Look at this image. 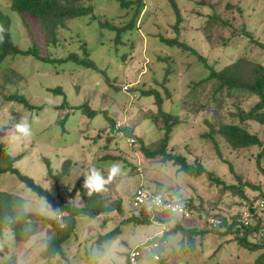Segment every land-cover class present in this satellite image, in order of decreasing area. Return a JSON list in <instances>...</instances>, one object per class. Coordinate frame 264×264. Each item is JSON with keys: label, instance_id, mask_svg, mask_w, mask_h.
Returning a JSON list of instances; mask_svg holds the SVG:
<instances>
[{"label": "rangeland", "instance_id": "1", "mask_svg": "<svg viewBox=\"0 0 264 264\" xmlns=\"http://www.w3.org/2000/svg\"><path fill=\"white\" fill-rule=\"evenodd\" d=\"M174 1L182 16L178 34L173 31L166 32V29L174 24L169 0H145L143 24L127 34L121 44L113 41V34L100 31L97 22L88 15L67 21L59 34L58 45L47 47L43 44L38 19L27 13L12 12L10 0H0V9L10 20L13 43L20 50L36 47L44 57L62 59L74 52L82 42L86 45L94 66L103 72L96 73L90 69L78 68L73 63H45L32 56L6 58L2 64L6 70L15 74V78L10 83H5L8 72H4L0 67V85L6 94V97H0V140L7 145L12 156L23 154V159L17 162L15 167L43 188L51 187V183L44 178V158L50 162L55 175L61 171L64 161L72 162L70 174L61 185L64 187V184L69 183L68 188L51 191V198L57 202L78 207L84 204L98 207L102 202L111 204L120 200L121 207L128 216L134 210L129 203L130 197L138 187L144 185L146 190L160 191L165 197L166 190L171 189L181 198L193 200L200 211L209 213L207 218L202 213L200 219L195 214L181 220L183 227L201 230L202 234H190L191 241L188 236L181 234L169 236L160 253V261H154L152 255L141 247L136 264H254V260L263 252L261 246H264L263 197L247 190L246 196L251 199L250 205H247L229 191L222 193V184L209 180L205 175L188 176L178 172L172 163L163 164L158 159L144 157L138 140L141 139L145 147L158 150L163 133L159 132L153 117L159 111L172 114L179 122L169 135V149L186 157L189 162H198L226 185L234 184V176L238 175L242 182L260 185L264 191V123L255 120L240 123L230 116V113L239 109L250 110L255 106L257 99L244 90L219 91L211 82L198 84L207 77L209 71H221L239 57H248L264 66V50L247 39L235 37L227 47L218 44L212 48L199 30L206 21L205 17L212 12L230 21L234 8L239 7L244 12L247 29L253 33L255 40L264 44V0ZM200 2L208 5L198 6L197 3ZM77 6L90 8L94 15L108 19H120L123 15L125 21L131 18L114 0H82ZM177 35L180 41L196 50L207 62L204 64L182 49L162 44L160 40V37L172 39ZM218 36L226 39L228 34ZM166 56L164 62L158 58ZM124 59L129 60L126 65L123 64ZM72 69L75 72L70 74L69 70ZM166 69L170 70L171 74L166 85L161 87L156 82L162 81ZM60 70L64 72L60 73ZM11 83L15 84L10 86ZM111 84L115 87L112 88ZM134 85L155 88L162 100L156 102L152 95H140ZM57 87L63 89L65 99L64 96L46 90ZM123 87L130 89L124 91ZM13 94L24 96L33 106H51L39 112L27 111L22 105L6 100ZM223 95L230 98L226 97L225 102H222ZM64 100V108L52 109L61 106ZM83 103L96 114L89 117L86 112L76 110ZM196 108L199 110L195 111ZM7 113L16 121L21 118L28 120L33 132L30 139H12L16 133L14 127L6 123ZM105 115L111 120L124 122L120 127L131 129L135 140L132 145L124 138L112 141L108 155L118 157L117 161H102L101 157L105 153L97 151L92 141L100 127L108 128L106 126L109 123ZM209 125L213 130L222 125H240L245 131L262 140L263 145L233 151ZM207 133H211V137L206 135ZM97 143L98 147L104 145L103 139ZM113 163L122 165L120 174L106 184L102 191L89 194L84 182L86 177L91 175V170L95 169L102 178L107 179L108 168ZM0 189L8 190L20 198L24 212H38L48 216L58 214L47 208L44 199L38 198L13 180V177L0 176ZM89 197H95L94 202H87ZM252 206L256 218L263 222V227L259 233L245 237L248 241L253 239L260 245L257 249L248 250L231 241L229 236L206 232L209 229L206 221L212 219L211 216L215 214L228 217L240 215L246 218L244 219L249 225H255L256 218L252 215L250 217L248 213L249 207ZM212 220L219 223L217 219ZM103 221L104 216L76 218L74 230L63 244L64 255L58 254L52 259L48 258L47 252V242L51 238L50 228L38 223L33 229L32 237L24 246V249L30 252H24V249L17 252L16 262L127 264L131 248L154 236H161L163 231L162 226L155 223H121V216L118 219ZM114 230L116 233L112 238L110 233ZM108 234V238H100ZM99 238L102 241L98 243ZM7 241H10V252L0 253V264L6 260L10 264L11 253L16 251L14 239L9 232ZM181 241L183 243H180ZM189 245L192 246L191 250H187Z\"/></svg>", "mask_w": 264, "mask_h": 264}, {"label": "trees", "instance_id": "2", "mask_svg": "<svg viewBox=\"0 0 264 264\" xmlns=\"http://www.w3.org/2000/svg\"><path fill=\"white\" fill-rule=\"evenodd\" d=\"M81 1L82 0H10V10L16 13H27L37 18L39 21L40 32L43 38V44L47 47L57 46L60 41L59 34L65 26V23L81 16L90 15L91 19L97 22L100 31H107L109 35L113 34V41L118 42L119 44L124 42V38L127 34H130L134 29L139 27L140 24H143L144 22L145 0H114L119 4L122 10H125L127 14L131 16L130 20L128 21L124 20V15L120 19H108L104 18V16H96L93 14L90 8L78 7L77 4ZM169 2L174 14V24L169 26V28L166 29V32L173 31L178 34L181 30V12L174 0H169ZM197 5L207 6L208 4L200 2L197 3ZM205 18L206 21L199 27V30L203 33L205 41L210 44L212 48H214L215 45L218 44H221L222 47H227L233 38L240 37L247 39L250 43L264 50V44L255 40L253 33L247 29V26L244 22V12L239 7L234 8L230 21H228L226 18H222L221 15L214 12H212ZM0 29H2V31H0V36H2L3 38L2 40H0V67L4 72H8V74L6 75L7 77L4 81L5 83L6 81L10 83L12 79L15 78L13 77L15 74L13 72H10L9 70H6V67H4L3 65L4 61L8 57L16 56H20L22 58L32 56L38 61L51 64L73 63L78 66V68L90 69L91 71L96 73H103L100 69L94 66L89 58V51L86 45L82 42L77 45V48L74 52H71L68 55L62 57V59H56L40 55L39 50H37L36 47L27 50H20L13 43L10 31V20L8 16L3 14L1 9ZM215 34H217V36H215ZM218 34H228V36L225 39L222 36H218ZM160 40L162 41V44L182 49V51H184L185 53H189L190 55L202 61L204 64L207 62L205 59H202L198 55L196 50L192 49L188 44L180 41L179 35L175 36L172 39H164L163 37H160ZM158 58L159 60L164 62L167 56ZM128 61L127 59H124L123 64L126 65ZM62 72L64 71L60 70V73ZM74 72V69L69 70L70 74H73ZM170 74L171 71L166 69V73L162 81L156 83L158 85H161V87H164ZM206 82H211L213 85L217 86V90L219 91L222 89H226L230 92L234 90H244L247 91L250 95H253L257 99L253 108L248 111L242 109L236 110L235 112L230 113V116L235 117L237 120H239L240 123H244L248 120H255L259 123H264L263 65L254 60H251L248 57H239L221 71H209L207 77L203 80H200L198 84ZM14 84L15 83H11L10 86ZM135 85L134 87L136 88V91L140 92V95H152L154 96L156 102L162 100L155 88H151V86L147 87L146 85L142 87L140 85ZM110 86L112 88L115 87L114 84H111ZM46 90L53 94L64 96L65 99V94L62 88H47ZM3 92L4 88L2 85H0V97H6V94H4ZM226 97L228 99L230 98L227 95H223L222 102H225L224 100ZM6 100L16 102L19 105H22L24 109L31 112H39L51 106L49 104L33 106L24 96L18 94H13L6 98ZM65 105L66 103L64 100L61 106L53 107L52 109H62L65 107ZM85 105L86 104L83 103L81 106L76 108V110H79L82 113L86 112L89 117L94 116L96 112L92 111ZM198 110L199 109L196 108L195 111ZM105 117L108 120L107 122L109 123L108 126H106L108 128H99L97 136L93 138L92 141L95 143L97 151L105 153L104 156L101 157L102 161H117L119 159L118 157L108 155L110 144L112 143V141H114V139L117 138L116 135L118 131L122 132L125 135H123L124 139L133 137V134L132 131H130L131 129H128L127 127L116 129V121L111 120L107 115H105ZM153 119L157 124L156 126H158L157 128L159 132L163 133V136L161 138V146L158 150H151L149 147H145L143 145L141 139L138 140L140 149L142 150V154L144 157L154 160L158 159L163 164L172 163L175 167H177L178 172H182L188 176L199 177L201 175H205L209 180H212L213 182L218 184H222V193L229 191L230 194H232L234 197L237 196L238 199L244 201L247 205H250L251 203V199L247 197L245 193L247 190L258 193V195L263 197L264 200V191L261 190L260 185L242 182L241 177L238 175L234 176L237 184H235L236 182H234V184L226 185L213 172L209 171L198 162H189L186 157L178 155L171 149H169V135L172 132V128L177 126L179 122L176 116L165 113L163 111H159V113L155 115ZM209 127L212 128L210 125ZM212 131L217 136L221 137V139L231 150L236 152L255 146L262 147L263 145L262 140H260L255 134H250L245 131L240 125H222L219 126V128L216 130H213L212 128ZM206 135L211 137V133H207ZM102 139L104 141V145H100L98 147L97 142ZM22 159L23 154L12 156L8 151L7 145L0 140V176L13 177V180L23 185L24 188L34 193L38 198L44 199L47 208L58 212V214H56L55 216H48L40 214L38 212H24L22 210L23 202L20 198L16 197L8 190L0 189V253L10 252L8 246V243H10V241H7V233L9 232L14 239V249H16V251L11 253V260L9 261L11 262L10 264H19L15 259V257L18 256L17 252L24 249L25 244L33 235V229L38 225V223H43L45 226L49 227L51 231V238L47 242L48 258L52 259L58 254L63 256V244L66 243L67 239L73 232L76 218L80 216L96 218L104 213L108 214L116 212L119 216L122 217L121 223H132L134 225L151 223L166 224L168 228L167 230L162 232L161 236H154L143 243L145 245H151L153 243L157 244V247L152 251L151 254L152 258L154 255H157L159 257L157 261L161 260L160 253L165 247V243L167 242L169 236L181 234L182 236H188V239L191 241V237L193 235L202 234L201 230L183 227L181 219L178 216L172 214L169 215L155 213L152 221L147 215L144 214L142 209H137V214H133V211H135L134 209L129 213L128 216H126L127 213L123 211L120 200L113 201L111 204H105L104 202H102V205H99L98 207H94L90 204H84L83 206L78 207L74 204H66L65 202L61 201L57 202L51 198V191H59L60 188H68V186L70 185L69 183L64 184V187H61V185L63 184L64 179L67 178L70 174L72 162L69 160L64 161L61 166V171L55 175L52 172L48 159H43L44 165L46 166V175L44 178L51 183V187L49 189L41 187L39 184L35 183L32 178L22 174L15 167L16 163L21 161ZM133 171H135V169H133ZM166 193V198L171 201L175 200L176 202H178L192 216L197 214L198 216L196 217L200 219V217L202 216L201 214L204 213L205 218L208 217L209 213L205 210L200 211V209L194 204L193 200L183 199L180 196L176 195L175 192H173L171 189L166 190ZM134 194L135 192L130 197V199L134 197ZM94 198L95 197H92V199L90 197L87 198V202H94ZM248 213H250V217L251 215L253 216V218H256L257 216L254 214V206L249 207ZM211 218L219 220V223L217 224V226L207 229L206 232L216 235L219 234L223 237L229 236L232 238L231 241L237 242L239 246H243L248 250L257 249L260 246L255 243L253 239H250V241H248L245 237L251 236L253 233L257 234L261 231L263 222L260 219L256 218L257 222L255 223V225H249L247 220H245L246 218H242L240 215L228 217L222 214H215L212 215ZM242 219L244 220V222ZM206 225H208L207 221ZM115 231L116 230L110 233L111 237H115ZM190 234L192 236L189 238ZM108 236L109 234L101 236L100 238L106 239L108 238ZM100 238L98 243L102 241ZM180 243H183V241H181ZM189 247L190 248H187V250L192 249V246L189 245ZM140 248L141 247H139V250ZM261 248L263 249V252L256 260H254V264H264V246H261ZM24 252L30 251L24 249ZM3 264H8L7 260ZM127 264H130L129 260Z\"/></svg>", "mask_w": 264, "mask_h": 264}, {"label": "built area", "instance_id": "3", "mask_svg": "<svg viewBox=\"0 0 264 264\" xmlns=\"http://www.w3.org/2000/svg\"><path fill=\"white\" fill-rule=\"evenodd\" d=\"M128 142L131 144L134 142V140L129 139ZM129 203L135 209V211H133V214H137V209H142L144 214L147 215L150 218V220L153 219L155 213L176 215L181 220L183 219L186 220L192 216L186 209L183 208L182 205H180L175 200L171 201L168 198H166L161 192L149 191L146 190L143 186L137 188L134 197L130 200ZM263 208H264V204H263ZM207 224L209 225L208 227L211 228L217 226L218 222L209 219L207 220ZM164 228L167 229L168 227L165 226ZM139 247H143L148 254H152V251L157 247V244L156 243H153L151 245L141 244L133 248L128 256V260L130 264H136L137 259L140 257L141 252L139 250ZM153 259L157 261L159 257L157 255H154Z\"/></svg>", "mask_w": 264, "mask_h": 264}, {"label": "clouds", "instance_id": "4", "mask_svg": "<svg viewBox=\"0 0 264 264\" xmlns=\"http://www.w3.org/2000/svg\"><path fill=\"white\" fill-rule=\"evenodd\" d=\"M0 31H2V29H0ZM2 39H3L2 36H0V40H2ZM127 88L128 87H123L124 91H128L130 89V88L129 89H127ZM6 123H10L15 129L16 135H14L12 137V139L14 141L28 140L33 135L31 125H30V123L28 122L27 119L21 118L19 121H16V119L10 113H7L6 114ZM118 123H119V126H118ZM123 124H124V122L116 121V129H119L118 127L122 126ZM116 136H117V138H123L122 132H120V131H118ZM129 139H133L134 140L133 137H128L126 139V141L128 142ZM134 143H135V140L131 144L128 142V144H130V145H132ZM121 166L122 165L120 163H113L108 168V177H107V179L102 178L100 176L99 172L96 171L95 169L91 170V175L87 176L86 179H85L84 187L89 190V194H91V192H93V191H95V192L102 191L106 184L111 182L113 180V178H115L116 176H118L120 174ZM155 224L162 226V230L163 231L167 230V229L164 228L166 226V224H163V223H159V224L155 223ZM129 253H130V251H129Z\"/></svg>", "mask_w": 264, "mask_h": 264}, {"label": "crops", "instance_id": "5", "mask_svg": "<svg viewBox=\"0 0 264 264\" xmlns=\"http://www.w3.org/2000/svg\"><path fill=\"white\" fill-rule=\"evenodd\" d=\"M101 128V127H100ZM95 145V144H94ZM141 184H142V182H141ZM143 185V184H142ZM143 187H144V185H143ZM86 202V201H85ZM105 214V213H104ZM104 214H101V215H99V216H104V221L103 222H106L107 220H109V219H114V218H117L118 219V217L119 216H117V214L116 213H108V214H105V215H107V216H105ZM98 216V217H99ZM163 232V231H162ZM148 240V239H147ZM142 243H144V242H140V243H137L133 248H135L136 246H138V245H140V244H142ZM124 245H126V243H124ZM133 248H131V250L133 249ZM130 250V251H131Z\"/></svg>", "mask_w": 264, "mask_h": 264}]
</instances>
